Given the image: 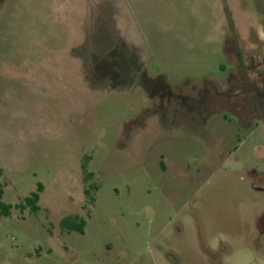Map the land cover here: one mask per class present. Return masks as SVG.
<instances>
[{"label": "rangeland", "instance_id": "374dc122", "mask_svg": "<svg viewBox=\"0 0 264 264\" xmlns=\"http://www.w3.org/2000/svg\"><path fill=\"white\" fill-rule=\"evenodd\" d=\"M263 47L264 0H0L2 202L42 185L0 216V264H264V122L128 135L167 83L223 87Z\"/></svg>", "mask_w": 264, "mask_h": 264}, {"label": "flooded vegetation", "instance_id": "af4514ba", "mask_svg": "<svg viewBox=\"0 0 264 264\" xmlns=\"http://www.w3.org/2000/svg\"><path fill=\"white\" fill-rule=\"evenodd\" d=\"M228 60L232 61L229 58ZM247 61L245 62L239 52V59L232 61L237 66L235 73L223 87L214 85L212 89L204 86L187 90L185 87L188 83L181 85L182 89L167 83V88L161 95L149 97L154 104L152 111H142L135 118L136 122L128 133L131 142L134 144L139 142L143 138V133L154 122H175L181 117L193 126H201L203 117L209 113L211 107H217L218 110L226 109L239 116L241 120L257 119L264 122V75L262 73L264 61L258 65ZM250 73L255 74V78L252 79L249 76ZM92 81L97 79H91L90 83Z\"/></svg>", "mask_w": 264, "mask_h": 264}, {"label": "trees", "instance_id": "16d2710c", "mask_svg": "<svg viewBox=\"0 0 264 264\" xmlns=\"http://www.w3.org/2000/svg\"><path fill=\"white\" fill-rule=\"evenodd\" d=\"M41 191H42V185H38L37 190L35 192H32L28 197H26L22 203L12 206L2 202L3 190L0 188V216H4V217L10 216L11 210L13 208H18L21 211L25 209H29L30 212H36L39 208L38 202ZM62 224L68 230H76L78 232H82L83 230V224L74 226L72 224V219L69 217L64 219L62 221Z\"/></svg>", "mask_w": 264, "mask_h": 264}]
</instances>
